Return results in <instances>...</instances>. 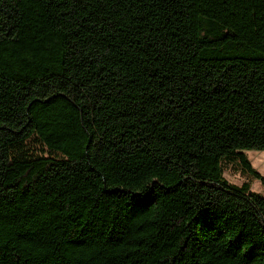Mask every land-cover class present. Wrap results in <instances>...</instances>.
<instances>
[{"label": "trees", "instance_id": "obj_1", "mask_svg": "<svg viewBox=\"0 0 264 264\" xmlns=\"http://www.w3.org/2000/svg\"><path fill=\"white\" fill-rule=\"evenodd\" d=\"M245 149L264 0H0V264H264Z\"/></svg>", "mask_w": 264, "mask_h": 264}, {"label": "rangeland", "instance_id": "obj_2", "mask_svg": "<svg viewBox=\"0 0 264 264\" xmlns=\"http://www.w3.org/2000/svg\"><path fill=\"white\" fill-rule=\"evenodd\" d=\"M243 152L245 153L252 167L264 177V150L245 149ZM235 168V165L226 167L223 171V178L229 183L240 184L243 178ZM251 189L255 192L263 194L261 187L256 180L252 183Z\"/></svg>", "mask_w": 264, "mask_h": 264}]
</instances>
